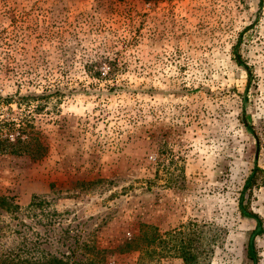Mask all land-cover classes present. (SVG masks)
<instances>
[{"label": "rangeland", "instance_id": "rangeland-1", "mask_svg": "<svg viewBox=\"0 0 264 264\" xmlns=\"http://www.w3.org/2000/svg\"><path fill=\"white\" fill-rule=\"evenodd\" d=\"M7 1L0 94L60 93L32 113L42 157L0 152V259L15 246L82 259L85 244L106 250L104 264H250L241 198L261 220L264 264V183L243 189L253 166L264 176V0H158L129 14L109 0ZM33 196L44 203L30 209ZM148 233V254L119 252Z\"/></svg>", "mask_w": 264, "mask_h": 264}, {"label": "trees", "instance_id": "trees-1", "mask_svg": "<svg viewBox=\"0 0 264 264\" xmlns=\"http://www.w3.org/2000/svg\"><path fill=\"white\" fill-rule=\"evenodd\" d=\"M2 2L3 8L8 10L10 5H8L7 0H0ZM119 2L123 5L125 12L128 14L130 11L135 10V4L141 3H154L158 0H109L107 4H114V2ZM262 0H258V6H261ZM11 10H15L10 7ZM136 11V10H135ZM235 61L243 65L238 58H235ZM85 69L93 77L101 78L100 71H98L97 66L94 63L90 62L85 64ZM245 71H247L246 66H243ZM109 76V75H107ZM57 88H43L42 90L36 92L33 90H27L24 93L15 91L12 94H0V152L5 153H25L31 159H36L37 157H42L44 152H46V144L44 140L40 138L32 130V113H39L43 110L44 105L47 103L48 99L52 95L59 94ZM14 104L17 109L20 111L13 112L10 105ZM2 108H4L2 110ZM7 111V115L3 113ZM247 127V126H246ZM247 130L251 133L250 127H247ZM260 183H264V176H261V169L257 166L251 168L250 173L245 179L243 189H250L252 186H257ZM33 199L30 200L27 207L38 208L42 203H44L38 197L33 196ZM5 206V201L0 198V207ZM5 209H8L5 206ZM238 212L240 216L250 219L253 221L254 225L246 240L245 244V255L249 259L250 264L257 263V254L254 247V238L257 235H260L263 232V227L261 220L258 215L247 208L243 204L242 199L238 200ZM152 237L150 233L143 234L140 238H133L130 241L124 242L119 247V252L134 250L142 243L144 244V252H149L150 244L152 242ZM24 237L21 236V243L24 241ZM192 245L191 237H188L185 246L181 245L180 256L185 262L192 260L191 252L189 247ZM87 251V254L82 259H71L73 253H60L58 256L51 255L45 256L42 255L41 259L32 260L31 257L22 256V254L28 253V248L25 246L14 248H5L2 253V258L0 259V264H104L105 259V249L98 248L95 246L83 245ZM89 247V248H87ZM148 254V253H147Z\"/></svg>", "mask_w": 264, "mask_h": 264}]
</instances>
